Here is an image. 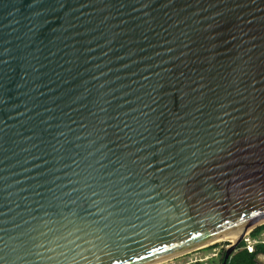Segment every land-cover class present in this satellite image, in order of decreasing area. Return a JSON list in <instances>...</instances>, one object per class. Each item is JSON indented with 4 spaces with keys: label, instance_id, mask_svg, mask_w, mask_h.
Instances as JSON below:
<instances>
[{
    "label": "water",
    "instance_id": "obj_1",
    "mask_svg": "<svg viewBox=\"0 0 264 264\" xmlns=\"http://www.w3.org/2000/svg\"><path fill=\"white\" fill-rule=\"evenodd\" d=\"M263 224L264 0H0V264H226Z\"/></svg>",
    "mask_w": 264,
    "mask_h": 264
},
{
    "label": "built area",
    "instance_id": "obj_2",
    "mask_svg": "<svg viewBox=\"0 0 264 264\" xmlns=\"http://www.w3.org/2000/svg\"><path fill=\"white\" fill-rule=\"evenodd\" d=\"M262 239H263V234L261 237H258V238L256 237L252 238L249 235L243 240V243H245L244 248L247 249L248 252H253L254 247L256 245L264 244V241ZM219 243L208 245L200 249L192 250L190 252L181 254L179 256L168 259L158 264H208L209 262L214 263L217 261H218V264H220V260L222 258V252L224 251L222 250L220 253V251L215 248V246H217ZM208 248H212L210 253H207ZM219 254H220V258L217 259Z\"/></svg>",
    "mask_w": 264,
    "mask_h": 264
},
{
    "label": "trees",
    "instance_id": "obj_3",
    "mask_svg": "<svg viewBox=\"0 0 264 264\" xmlns=\"http://www.w3.org/2000/svg\"><path fill=\"white\" fill-rule=\"evenodd\" d=\"M263 234L264 237V224L255 228L251 233L250 237L255 238ZM245 244L242 242L236 248L235 252L228 258L226 264H257V256L264 255V244H258L254 247L253 252H248L244 248ZM224 257V254H223ZM223 257L220 260V264L223 263Z\"/></svg>",
    "mask_w": 264,
    "mask_h": 264
},
{
    "label": "rangeland",
    "instance_id": "obj_4",
    "mask_svg": "<svg viewBox=\"0 0 264 264\" xmlns=\"http://www.w3.org/2000/svg\"><path fill=\"white\" fill-rule=\"evenodd\" d=\"M261 236H262V235H260L259 237H261ZM256 238H258V237H256ZM262 240L264 241V237H263ZM228 243H229V242H220L217 246H215V248H216L217 250H219L220 253H221L222 250L224 251V252H222V257H223V254H225L227 248L231 246V244H228ZM244 244H245V243H244ZM246 244H247V243H246ZM227 246H228V247H227ZM226 247H227V248H226ZM212 248H213V247H212ZM212 248H208V249H207V253H210ZM219 258H220V254H219V256H218L217 259H219ZM258 262H259L260 264H264V255H260V256L258 257ZM212 263H213V262H209L208 264H212ZM213 264H218V261H217V262H214Z\"/></svg>",
    "mask_w": 264,
    "mask_h": 264
},
{
    "label": "clouds",
    "instance_id": "obj_5",
    "mask_svg": "<svg viewBox=\"0 0 264 264\" xmlns=\"http://www.w3.org/2000/svg\"><path fill=\"white\" fill-rule=\"evenodd\" d=\"M261 255H263V254H261ZM259 256H260V255L257 256V259H256L257 261H258V257H259ZM259 264H260V263H259Z\"/></svg>",
    "mask_w": 264,
    "mask_h": 264
}]
</instances>
